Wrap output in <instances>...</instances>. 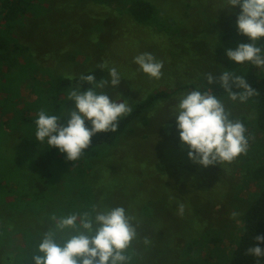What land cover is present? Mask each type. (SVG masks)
Wrapping results in <instances>:
<instances>
[{
  "label": "rangeland",
  "instance_id": "374dc122",
  "mask_svg": "<svg viewBox=\"0 0 264 264\" xmlns=\"http://www.w3.org/2000/svg\"><path fill=\"white\" fill-rule=\"evenodd\" d=\"M149 1L156 12L148 23H137L126 8L115 4L51 0L46 17L27 19L18 28L20 39L31 45L35 60L50 68L53 77L74 76L106 64L104 79H110L108 69L115 67L122 77L120 84L102 91L114 100L119 94L117 102L127 100L132 109L153 91L179 90L157 102L145 113L146 119H138L115 145L85 149L73 162L36 140L35 121L45 108L37 92L22 90L26 97L21 106L29 112L21 121L16 118L2 125L0 159L8 166H20L16 176L8 175L6 180H15L20 190L40 191L48 197L46 212L30 205L20 210L0 206V229L10 235L0 245V264H17L19 249L12 248L10 240L18 246L21 240L13 238L32 232L40 243L44 233L55 229L48 211L70 201L82 206L88 193L95 213L123 207L134 217L138 236L127 250L129 264L229 263L244 212L257 189L255 182L243 184V167H256L264 149V136L254 129V109L248 102L220 99L230 118L245 126L248 149L232 163L207 168L188 158L173 113L180 99L194 90L185 85L209 86L205 74L212 72L218 78L231 63L226 50L238 45L228 44L224 34L231 33L238 44L251 41L238 33L239 6L231 8L226 0ZM144 52L163 62L160 79L149 78L134 63V57ZM41 84L37 81V88ZM67 96L62 94L59 111L51 107L46 114L66 116L75 107ZM42 175L50 183L48 189L36 187ZM181 203L183 216L177 214ZM234 211L237 215L232 217ZM65 237L57 233L58 239Z\"/></svg>",
  "mask_w": 264,
  "mask_h": 264
},
{
  "label": "clouds",
  "instance_id": "9594fccd",
  "mask_svg": "<svg viewBox=\"0 0 264 264\" xmlns=\"http://www.w3.org/2000/svg\"><path fill=\"white\" fill-rule=\"evenodd\" d=\"M231 8L239 6L237 17L238 33L247 36L251 43H240L235 50L227 49L226 56L244 64L249 62L255 67L264 68V46H257L259 38L264 37V0H226ZM134 63L149 78L160 79L163 62L154 55L144 52L134 57ZM107 67L106 64L99 65ZM110 79L96 80L95 75H81L80 81L91 87L81 91L80 85L68 92L67 99L75 102L66 116L48 115L42 109L38 112L36 124V140L46 142L49 148L55 147L60 153L66 154L68 161H77L83 156L84 150L91 145V138L100 132H115L121 118L132 111L127 100L110 99L102 91L106 87H116L121 82V74L115 67L108 69ZM208 84L219 83L228 93L232 101L247 102L258 95L242 75L225 70L217 78L212 72L206 73ZM242 89L232 91V87ZM208 89V88H207ZM101 90V91H98ZM173 116L176 120L179 138L189 149L190 160L205 168L222 163H232L240 154L248 149L246 128L239 120L231 119V112L225 104L207 91L193 90L175 107ZM70 117L67 123L62 118ZM86 121L91 127H86ZM184 204H179L177 214L183 216ZM235 217L237 213H231ZM134 217L126 213L125 208L115 207L95 213L82 215L73 213L61 217L54 230L43 234L38 245V253L32 259L34 264H129L127 250L137 239L138 233L133 223ZM57 233H65L62 240ZM256 244L245 250V255L257 258L264 257V235L255 238ZM145 243L148 241L145 239Z\"/></svg>",
  "mask_w": 264,
  "mask_h": 264
},
{
  "label": "trees",
  "instance_id": "16d2710c",
  "mask_svg": "<svg viewBox=\"0 0 264 264\" xmlns=\"http://www.w3.org/2000/svg\"><path fill=\"white\" fill-rule=\"evenodd\" d=\"M90 1L99 2L103 5L115 4L116 6L124 7L126 8L124 10L129 12L137 23H148L156 12L155 5L149 0ZM48 2H51V0H0V139L4 133L2 125H7L16 118L21 121L29 112L26 105L21 106L22 101H25L24 97H26V94L21 92L22 90L27 92L29 88L28 92H37L40 95V106L44 107L45 111H49L51 107L53 110L58 109L59 111L61 103H63L62 94L63 96L66 95L77 85H80L81 91L91 87L88 83L80 81L81 75L93 74L97 81L105 77V71L100 67L86 70L74 76L58 74L53 77L52 73L48 72L50 68L40 66L35 60L34 53L30 48L31 45L20 39L18 28L27 19H42L43 16L46 17L50 9L48 5L50 3ZM22 20L23 22H21ZM223 39H229L228 44L239 45L231 33L224 34ZM257 46H264V38L257 43ZM225 69L244 76L250 86L258 91V95L250 97L247 102L254 109V129L264 136V68L255 67L249 62L238 64L235 61H231ZM37 81L42 82L40 88H37ZM184 87H191L202 92L211 89L212 94L218 99H230L228 93L224 91L219 83H215L212 86L202 84L200 86L185 85ZM178 90L177 88L173 91L168 89L153 91L148 97L135 104L129 115L120 119L119 126L115 132H100L93 136L89 148L95 146L110 148L115 145L126 132L131 130L132 125L138 119H146L145 113L157 102L169 98ZM232 91L238 93L242 89L233 85ZM8 108L11 110H7ZM8 115L10 117L7 119ZM85 123L86 127H91L88 121ZM260 156L261 162L256 167H251L250 165L243 167L245 170L243 179L246 180L243 184L255 182L257 189L253 192L255 196L244 212L241 233L237 237L236 247L228 264H264V257L259 258L257 261L256 257L244 254L248 247L256 244L254 239L256 236L264 235V149ZM6 162L0 159V173L3 174H0V206L7 204L14 210H20L30 205L35 209L37 208L39 212H46L44 209L48 197L47 194L41 193L39 190H37L39 191L38 194L34 193L35 191L33 190L32 192L31 190H25V188L20 190L17 188L19 184L15 180H6L8 175L15 177L16 172L20 170L18 164L10 163L9 161L11 166H8ZM45 177V175L38 177L36 181L37 188L43 187L46 189L47 187L48 189V184L50 185V183L47 182ZM225 183L229 185L228 181H225ZM87 195L88 197L82 206L70 201L66 205L55 207L50 213L48 211L47 217L56 225L61 217L73 213L82 215L87 212L94 216L95 208L92 204V197H90L91 193ZM37 235L40 237V233ZM8 236L10 238L8 232L0 229V237H2L0 245H4L3 239L7 240ZM16 238L21 240L22 244L14 246L13 241L10 240V245L12 248L19 249L18 257L16 256L18 259L17 264H34L33 255L40 254L37 251L39 245V242L36 241L37 236L34 237L32 232H22L14 237V240ZM259 246L264 248V243H260Z\"/></svg>",
  "mask_w": 264,
  "mask_h": 264
},
{
  "label": "crops",
  "instance_id": "0c3cea01",
  "mask_svg": "<svg viewBox=\"0 0 264 264\" xmlns=\"http://www.w3.org/2000/svg\"><path fill=\"white\" fill-rule=\"evenodd\" d=\"M14 239V238H13ZM15 240H17V239H15ZM22 244V243H21Z\"/></svg>",
  "mask_w": 264,
  "mask_h": 264
}]
</instances>
